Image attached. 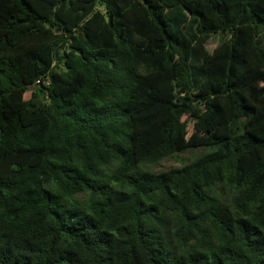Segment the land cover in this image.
<instances>
[{
	"label": "trees",
	"instance_id": "trees-1",
	"mask_svg": "<svg viewBox=\"0 0 264 264\" xmlns=\"http://www.w3.org/2000/svg\"><path fill=\"white\" fill-rule=\"evenodd\" d=\"M0 264H264V0H0Z\"/></svg>",
	"mask_w": 264,
	"mask_h": 264
},
{
	"label": "rangeland",
	"instance_id": "rangeland-1",
	"mask_svg": "<svg viewBox=\"0 0 264 264\" xmlns=\"http://www.w3.org/2000/svg\"><path fill=\"white\" fill-rule=\"evenodd\" d=\"M222 37H223V34L214 35L211 41L209 42V44L207 45V50L209 52H212L219 44ZM29 98H30V93L26 95V99H29ZM192 131H193V123L189 125L190 134L192 133ZM201 153L202 151H191L183 155H179V156L176 155V156L171 157L170 159H166L159 166H156V167L147 166L146 169L149 171L155 172V173H159V172L165 171L170 168H178V167H181L184 163L192 161Z\"/></svg>",
	"mask_w": 264,
	"mask_h": 264
}]
</instances>
